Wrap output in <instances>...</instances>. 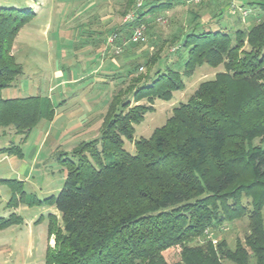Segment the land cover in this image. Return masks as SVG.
I'll use <instances>...</instances> for the list:
<instances>
[{"label":"trees","instance_id":"16d2710c","mask_svg":"<svg viewBox=\"0 0 264 264\" xmlns=\"http://www.w3.org/2000/svg\"><path fill=\"white\" fill-rule=\"evenodd\" d=\"M171 1L145 0L137 7L138 0H127L121 15L135 10L134 17L111 32L115 43L121 46L138 26L150 39L148 24L155 20L148 23L146 15L156 16ZM242 4L258 10L246 29L210 30L194 13L187 30L172 37L178 43L174 66L163 65L158 50L129 64V84L112 92L99 136L61 153L66 178L56 196L40 201L24 191L23 181L0 179L10 191L7 207L46 205L59 215L47 216L54 245H48L44 264H264V0ZM32 16L30 9L0 7V129L23 141L56 109L40 95L1 97L22 75L11 50ZM203 65L223 70L200 83L148 138L134 139V126L153 111L154 101H170L184 89L182 78ZM0 153L23 158L19 146ZM244 217L247 231L233 248L213 238L224 222ZM22 221L14 212L0 216V231ZM198 238L203 245H187ZM175 247L177 260L168 263L164 254Z\"/></svg>","mask_w":264,"mask_h":264},{"label":"rangeland","instance_id":"374dc122","mask_svg":"<svg viewBox=\"0 0 264 264\" xmlns=\"http://www.w3.org/2000/svg\"><path fill=\"white\" fill-rule=\"evenodd\" d=\"M242 0H201L198 4H176L174 1L173 8L160 15V17L166 18V24L159 25L156 22L147 31L153 35L150 39L146 36L147 44L137 49V52L142 56L146 54H152L155 51H159V55L162 59L166 56L168 58H175L178 56L176 48L178 43H173L172 37L178 36L181 32L187 30L190 25L192 15L196 13L198 15V21L202 19L203 24L209 23L210 30H227L229 33H233L236 29H246L250 24L256 22L258 10L256 8L251 9L245 6L241 2ZM13 2V1H12ZM10 1L6 5L12 4ZM230 5L227 12L221 13L222 8ZM20 5L16 9H23ZM234 6L236 8H234ZM12 7V6H9ZM240 7L241 11H248L247 16H242L241 12L237 10ZM15 8V7H13ZM26 8L25 10H27ZM221 17H219V15ZM31 19L26 23L28 24ZM212 20V21H210ZM24 25L20 32L16 43H22L21 52H15L21 56L17 61L22 65L24 75L18 79L15 87L5 89L1 92L3 99L21 97L25 95H40L42 97L52 98L51 101L54 105H58L62 98H59V94L62 91L61 87L58 88L56 84L58 81L55 74L59 72L63 75L65 80H68L70 76L79 79L82 75V70L85 66L76 65L73 67L60 66L63 64L61 59H53L51 65L48 61L51 56V51L44 49L43 43L44 37L39 35L35 29L40 25V20L33 21L30 24ZM208 25V24H206ZM32 27V30L31 28ZM145 28V26H144ZM206 30H208L206 28ZM111 35L108 33L107 38ZM50 41L55 38L54 34H49ZM26 37L33 39L34 41H24ZM157 38V39H154ZM35 42V43H31ZM146 42V41H145ZM31 43V44H30ZM153 44V45H152ZM71 40L67 39L64 42L65 48L71 46ZM30 47V49H28ZM153 47V51L152 48ZM104 56L108 50L104 47ZM175 50V51H173ZM70 52V51H66ZM72 52V51H71ZM70 52V53H71ZM79 52V51H76ZM60 53L55 51L54 54ZM23 54V55H22ZM23 56V57H22ZM24 56H28V60H25ZM26 64L24 65L25 61ZM30 59V60H29ZM24 62V63H23ZM140 62V59L137 61ZM86 69V68H85ZM222 66L217 68H210L203 65L196 69L192 76L183 77L184 89L173 93V97L170 101L155 100L153 103V111L147 113L144 116V120L134 126V139L140 137L147 138L155 128H159L164 125L165 120L171 115L173 107L177 106L181 102H185L194 93L200 83L209 81L214 78L217 72L222 71ZM143 75L146 73V69L143 68ZM125 71L121 70L120 73L115 74L114 77L102 78L99 76V80L92 89L95 96L85 98L80 96L75 99L72 95H68L66 98L67 106L65 108H72L74 102L78 103L83 108V114L85 116H91L90 122L78 131L79 135H74L70 132H64L63 125L60 121L54 124H49L47 121H40L37 126L29 133L27 139L23 141L21 135L15 134L10 129H0V149L7 148L12 145L19 146L23 153L21 160L16 157L7 158L0 153V179H17L19 177L25 178L24 191L27 194H32L36 199L42 201L47 197L56 196L66 178V169L63 163L60 162V158L65 159L66 156H61V153L70 152L73 148L77 147L81 141H92L99 135V128L101 127L100 114H105L108 104L111 100V94L118 93L120 90H124L129 84V78L125 76ZM121 77V78H115ZM122 80V82H121ZM90 82L83 81L76 85H69V90L76 92L84 87L87 88ZM53 86V93H49L48 89ZM130 95H122V99H125ZM147 105L146 101L140 102ZM60 106L56 107V110ZM255 144L258 141H254ZM125 149L134 153V147L132 143L125 142ZM35 155V158L33 159ZM74 158V157H73ZM72 158V159H73ZM22 180V179H21ZM10 199L9 189L0 184V216L7 217L10 213L14 212L16 215L22 218V224L13 225L0 231V264H44L45 252L50 245L53 247V239L49 241L47 234V216L48 214H54L59 219V215L56 213L53 207L46 205L27 206L19 204L18 207H7L6 204ZM243 205L246 204V198L242 196ZM264 219V213H263ZM247 231V219L240 218L232 221L231 223L224 222L220 230L215 231L213 238L227 240L231 248L234 246L236 238H242ZM205 234V237L207 234ZM209 239V237L207 236ZM215 238V239H216ZM206 239V238H205ZM205 240L198 238L191 240L187 245L192 247L201 246ZM214 243L216 242L213 241ZM179 248L175 247L165 252L164 257L168 263L175 262L177 260V253ZM225 264H231L225 262Z\"/></svg>","mask_w":264,"mask_h":264},{"label":"crops","instance_id":"0c3cea01","mask_svg":"<svg viewBox=\"0 0 264 264\" xmlns=\"http://www.w3.org/2000/svg\"><path fill=\"white\" fill-rule=\"evenodd\" d=\"M10 1H13L12 4H9L5 7L12 6L18 8L20 5H23L21 6L24 7L23 9L28 8L33 12V18L28 23L30 26L33 21L35 22L36 20H40V25L36 26L35 29L39 35L46 38L43 46L44 49L51 51V56H47L49 59L48 62L50 64L53 59L55 60L56 58H59L63 63L60 64L61 67L67 65L70 68L75 66V64L83 67L85 66L86 69L84 68V70H82V76L79 79L71 77L70 72H68V80L62 79L64 76H61L59 72L55 74L57 78L54 79L58 81V84L56 85L58 88H62V91L59 94V98H62V100L60 103H58V105L53 104L55 107L60 106V108L57 110L55 109L54 117L49 122V124H54L55 122L60 121L63 125L64 132L73 133L75 136L79 135L80 133H78V131L82 130L83 127H85L86 124L90 122L89 120H91V116H85L83 114V108L75 101H73L74 104L72 108L64 109V107L67 106V102L65 101L66 98H68V95H72V97L75 99L79 98L80 96H85V98L95 96V93L92 92V89L98 82L99 76L105 79L108 77L110 80V77L120 73L121 70L126 72V70L129 69L130 63L138 61L142 57V55L137 52V49H132L128 45L124 46V49L127 50L119 55H115L111 47L107 48L108 51L105 52L106 56L103 54L108 33L112 32L119 26L125 25L123 20L128 13L125 16L121 15V13L125 9L127 0H0V5H6ZM174 1L175 0L171 1L172 3L168 8L156 11V16L152 17L151 15H146V21L151 23L155 20L156 22V19L160 17V15L168 13V11L173 8ZM241 2L244 3L245 0H242ZM229 8V6H226L225 11L227 12ZM201 21L204 20L202 19ZM152 25L153 24H148L149 29ZM30 28L32 30V27ZM50 33L55 35V38H53L51 41L49 38ZM18 34L13 42L11 50L12 54L16 58V61L20 59L21 56L17 55L15 52H21L22 50V43H16ZM67 39L71 40L72 45L68 48H65L64 42ZM154 39L157 38L154 37ZM24 41L34 40L26 37ZM28 49H30V47H28ZM55 51H60V53L54 54ZM66 51L72 52L70 53ZM24 57L25 60H28L29 58L28 56ZM161 62L163 65L165 64L169 67H172L174 66L175 58H164L161 59ZM25 64L26 61L24 65ZM23 75L24 73L22 68V75L18 79H20ZM83 81L90 82L87 88L84 87L83 89L77 90L74 93L73 91L69 90V85H76ZM17 82L12 87H15ZM53 91V86H51V88L48 89V92L52 94ZM23 95L24 96L21 97L35 96L25 94ZM21 97L19 96L15 98ZM49 99L51 100L52 98ZM100 115L101 117L99 120L102 123L104 114ZM98 136H96L95 139ZM3 155H5L7 158L14 157L6 154ZM34 158L35 155L33 159ZM19 179L20 181H23L25 178L19 177Z\"/></svg>","mask_w":264,"mask_h":264},{"label":"built area","instance_id":"2783aa9c","mask_svg":"<svg viewBox=\"0 0 264 264\" xmlns=\"http://www.w3.org/2000/svg\"><path fill=\"white\" fill-rule=\"evenodd\" d=\"M158 2H161L162 0H156ZM182 1L184 4L188 5V4H198L201 0H180ZM142 2L143 0H139L137 2V7H140L142 5ZM235 8V6H234ZM238 11L241 12V15L242 16H247L248 15V11L244 10V11H241L242 9L241 8H238L237 9ZM135 11V10H134ZM134 11H131L129 12L125 17H124V20L123 22H128L130 20L133 19L134 17ZM166 18L165 17H158L156 19V23H158L159 25H164L166 24ZM144 32H145V28L144 26H138L136 28L133 29L131 35L129 36V38L127 40H122V43H121V46L120 45H117L115 43L116 39H117V35L116 34H111L108 38H107V46L108 47H111L113 49V52L114 54L116 55H119L122 53L123 51V47L125 45H130V44H137L139 43L140 41H143L145 39L144 37ZM142 70V69H140Z\"/></svg>","mask_w":264,"mask_h":264}]
</instances>
